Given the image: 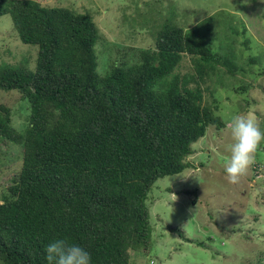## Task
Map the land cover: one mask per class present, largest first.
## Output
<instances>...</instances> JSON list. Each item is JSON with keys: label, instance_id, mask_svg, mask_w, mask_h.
<instances>
[{"label": "trees", "instance_id": "obj_1", "mask_svg": "<svg viewBox=\"0 0 264 264\" xmlns=\"http://www.w3.org/2000/svg\"><path fill=\"white\" fill-rule=\"evenodd\" d=\"M2 16L37 51L30 48L36 58L26 62L0 64V91L28 102L29 112L17 130L0 97V149H20L19 164L6 165L0 185V263L47 264L46 246L66 239L91 264H131L151 247L152 185L196 170L192 145L207 129H224L218 105L205 97L214 99L209 83L220 68L235 74V60L214 51L199 28L166 23L153 46H124L100 73V34L89 13L0 0ZM185 58L191 72L182 74Z\"/></svg>", "mask_w": 264, "mask_h": 264}, {"label": "rangeland", "instance_id": "obj_2", "mask_svg": "<svg viewBox=\"0 0 264 264\" xmlns=\"http://www.w3.org/2000/svg\"><path fill=\"white\" fill-rule=\"evenodd\" d=\"M39 1L92 16L100 34V73L120 59L117 51L124 46H153L155 33L166 23L185 30L199 28L214 51L235 60L234 75L222 67L212 78L213 84L209 83L216 102L205 97L206 104L218 105L224 129L209 128L205 137L192 145L195 153L188 160L196 170L158 179L152 185L148 193L151 247L148 253L133 254L131 264H255L259 255L264 258V144L240 184H229L224 170L230 156L229 122L245 114L264 130V75L258 76L264 69V0ZM30 48L37 51L18 40L9 16L0 17V64L36 58L35 51L29 55ZM252 58L257 60L254 65ZM190 69L185 58L179 71L185 74ZM248 84L255 88L241 91ZM7 93L0 91V97L6 98L12 110L14 128L22 131L28 102ZM19 151L1 145L0 185L8 176L6 165L19 164ZM176 229L185 238H179Z\"/></svg>", "mask_w": 264, "mask_h": 264}, {"label": "clouds", "instance_id": "obj_3", "mask_svg": "<svg viewBox=\"0 0 264 264\" xmlns=\"http://www.w3.org/2000/svg\"><path fill=\"white\" fill-rule=\"evenodd\" d=\"M231 143L230 156L225 163V178L231 185H238L255 162V154L264 144V130L257 120L245 114L236 115L228 127ZM4 201L0 200V206ZM47 264H91L90 254L66 239H56L45 248Z\"/></svg>", "mask_w": 264, "mask_h": 264}]
</instances>
